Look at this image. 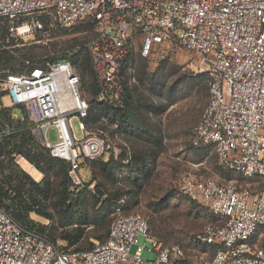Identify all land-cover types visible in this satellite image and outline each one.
I'll list each match as a JSON object with an SVG mask.
<instances>
[{
  "label": "built area",
  "instance_id": "built-area-1",
  "mask_svg": "<svg viewBox=\"0 0 264 264\" xmlns=\"http://www.w3.org/2000/svg\"><path fill=\"white\" fill-rule=\"evenodd\" d=\"M47 13L61 28L93 21L95 37L88 47L100 81L99 100L117 109L125 99L122 68L133 51L159 61L179 46L194 52L208 70L191 64L193 77L209 76L210 99L193 145H213L224 167L264 178V0H0V19L9 22L16 41L36 34L42 26L34 16ZM3 98L23 109L54 158L71 163V190L79 192L81 163L103 157L111 147L104 137L85 133L89 104L71 63L47 62L25 74H8L0 79ZM75 117L85 134L81 140L72 127ZM52 129L56 142L50 139ZM178 187L217 220L192 237L209 247L196 264H264V184L239 189L186 174ZM142 236L156 255L152 261L142 260ZM183 258L180 246L151 235L148 220L138 214L118 215L107 241L94 249L65 252L0 207V264H175Z\"/></svg>",
  "mask_w": 264,
  "mask_h": 264
},
{
  "label": "trees",
  "instance_id": "trees-1",
  "mask_svg": "<svg viewBox=\"0 0 264 264\" xmlns=\"http://www.w3.org/2000/svg\"><path fill=\"white\" fill-rule=\"evenodd\" d=\"M38 17L37 21L42 28L35 34L36 37L54 35L57 29L74 34L94 31V23L90 19L70 28H61L52 13ZM0 42V79L8 74H25L44 65L36 56L23 53V41H16L11 36L9 22L5 19H0ZM89 43L74 45L63 56L50 62L71 63L80 77L81 95L83 93L82 97L89 104L88 116L84 119L85 133L100 135L109 142L110 147L113 145L103 157L81 163L83 169L87 167L91 172V181L86 186H94L93 191L86 194V187L77 193L72 191L71 163L51 155L34 135L33 125L27 115L24 116L25 112L22 118H14L11 108L0 106V207L18 224L45 236L55 245L59 241L65 242V247L59 245L65 252L90 251L105 243L116 217L132 215L130 213L140 207L146 188L155 177L158 161L168 150L162 118L177 103L183 84L190 78L186 73H180L178 67L171 65L169 57L161 61L155 58L144 59L133 51L121 73L125 89L123 107H110L99 100L100 81ZM150 62L158 64L153 73L148 71L147 63ZM136 63L141 65L140 69L131 72ZM191 75L197 89L201 85L206 91L204 82L210 87L207 74L197 78ZM174 78L175 81L170 83ZM194 137L195 130L192 144ZM193 147L213 149L216 152L213 145ZM107 154L108 159L105 158ZM19 156L43 175L41 181H36L20 167L17 163ZM228 170L229 173L221 169L227 181L236 178V173L239 175L238 181L249 179L255 188L264 184V178H247L239 172ZM166 200L171 201V197ZM200 205L215 220V224L210 225H216L217 220L210 209ZM156 206L159 208L146 205L149 210L154 209L157 215L154 218L147 214L151 235L166 245L171 242L181 244V235H176L161 217L166 207L162 203ZM118 211L122 214L113 217ZM189 211L192 212V209ZM32 215L49 224L37 223ZM194 236L190 235L188 241L202 252L208 250L209 247L195 243L192 240ZM185 258L177 260L175 264L182 263Z\"/></svg>",
  "mask_w": 264,
  "mask_h": 264
},
{
  "label": "rangeland",
  "instance_id": "rangeland-1",
  "mask_svg": "<svg viewBox=\"0 0 264 264\" xmlns=\"http://www.w3.org/2000/svg\"><path fill=\"white\" fill-rule=\"evenodd\" d=\"M38 18V16H34L33 20L37 21ZM57 30L58 32L51 36L45 34L36 37L34 34L24 38L22 40L23 44H21L23 53L36 56V59L40 63H47L63 56L66 51L70 50V47L74 45L78 46L82 42L89 43L95 37L94 31L74 34L61 31L60 29ZM169 62L171 65L178 67L180 73H186L190 78L183 84L177 103L171 106L162 118L163 127L167 136L166 143L168 150L158 161L155 177L146 188L140 207L130 214H138L146 219H149L147 216L149 214L156 218L157 215L153 212L154 209L149 210L146 205L149 204L151 208H159V206H156L157 203L164 204L166 209L161 213V217L169 224V227L176 235H181V244H174L173 242L169 244L177 245L184 249L186 258L185 261L179 264H196V257L202 251H200L201 249L199 247L190 243L188 238L190 235L200 234L206 226L215 224V220L211 217L209 211L181 193L178 187L180 177L186 174H193L201 180H212L219 185L233 183L238 187H250L252 190H257V187L255 188L249 179L243 182L238 181L239 175L236 173V178L227 181L221 169L228 173L230 170L222 166L216 152L213 149H196L193 147V133L210 98V91L207 82L203 83L207 86L206 91L201 85L198 87L199 89L194 86L196 82L191 75V64L203 68L205 71L208 70V66L200 60H197L194 52L180 46L171 51L169 54ZM140 67L141 65L136 63L131 68V72L135 71V69H140ZM147 67L148 71L153 73L157 70L158 64L156 62H150L147 63ZM174 81L175 78L171 79L170 83ZM1 105L11 108L13 115L17 118H22L24 115L23 109L21 107H12L8 98H3L0 101ZM79 124L80 120L76 117L73 118L72 127L75 137L81 140L85 134L80 130ZM57 138L58 133L56 129H52L50 133L51 141L56 142ZM105 158L108 159L109 155L107 154ZM22 159L20 156L17 157V163L22 169H24L22 165L25 166L31 173V177L33 179L36 178L35 180L38 181L39 176L37 173L40 172L28 168L29 166L25 162L22 164ZM82 173L84 177L83 187H86L85 193L88 194V192L94 189V186H86L91 181V172L87 167H84ZM168 196L171 197V201L169 202L166 200L169 198ZM190 209H192V212L189 211ZM118 214H122V212L118 211L113 217ZM31 217L37 223L49 224L46 220L40 219L36 215H32ZM182 233L184 234L182 235ZM138 242L139 246L146 249L142 255V260H154L156 257L155 253L147 250L151 248V243L147 242L143 236L139 238ZM57 244L62 247L66 246V243L62 241H59ZM136 249V245L132 246L130 253L134 254Z\"/></svg>",
  "mask_w": 264,
  "mask_h": 264
},
{
  "label": "crops",
  "instance_id": "crops-1",
  "mask_svg": "<svg viewBox=\"0 0 264 264\" xmlns=\"http://www.w3.org/2000/svg\"><path fill=\"white\" fill-rule=\"evenodd\" d=\"M22 164H23V162H25L26 164H27V166H29L28 168H31L32 170H35L36 172H39V171H37L32 165H30L25 159H22ZM22 167L29 173V174H31L30 172H29V170L28 169H26L25 168V166H23L22 165ZM38 174V176H39V178H38V181H41L42 180V178H43V175L41 174V173H37ZM36 179V178H35ZM37 181V180H36Z\"/></svg>",
  "mask_w": 264,
  "mask_h": 264
}]
</instances>
